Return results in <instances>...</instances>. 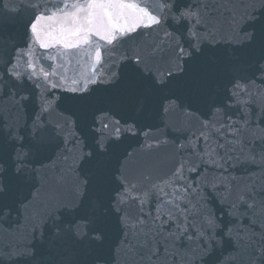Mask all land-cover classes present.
Masks as SVG:
<instances>
[{"label": "snow or ice", "instance_id": "obj_1", "mask_svg": "<svg viewBox=\"0 0 264 264\" xmlns=\"http://www.w3.org/2000/svg\"><path fill=\"white\" fill-rule=\"evenodd\" d=\"M0 264H264V0H0Z\"/></svg>", "mask_w": 264, "mask_h": 264}]
</instances>
